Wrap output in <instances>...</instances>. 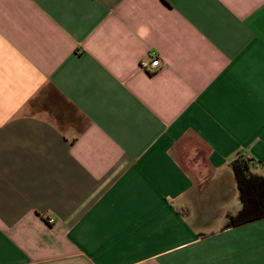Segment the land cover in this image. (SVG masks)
Segmentation results:
<instances>
[{"label":"crops","instance_id":"1","mask_svg":"<svg viewBox=\"0 0 264 264\" xmlns=\"http://www.w3.org/2000/svg\"><path fill=\"white\" fill-rule=\"evenodd\" d=\"M240 156L264 0H0V264H264Z\"/></svg>","mask_w":264,"mask_h":264},{"label":"trees","instance_id":"2","mask_svg":"<svg viewBox=\"0 0 264 264\" xmlns=\"http://www.w3.org/2000/svg\"><path fill=\"white\" fill-rule=\"evenodd\" d=\"M253 167L254 160L241 156L232 163L242 208L230 217L229 226L264 218V177L255 174Z\"/></svg>","mask_w":264,"mask_h":264},{"label":"built area","instance_id":"3","mask_svg":"<svg viewBox=\"0 0 264 264\" xmlns=\"http://www.w3.org/2000/svg\"><path fill=\"white\" fill-rule=\"evenodd\" d=\"M162 63L159 57L153 56L150 60H143L141 62L140 68L145 72H156L160 70ZM48 222L50 224L54 223V220L49 218Z\"/></svg>","mask_w":264,"mask_h":264},{"label":"rangeland","instance_id":"4","mask_svg":"<svg viewBox=\"0 0 264 264\" xmlns=\"http://www.w3.org/2000/svg\"><path fill=\"white\" fill-rule=\"evenodd\" d=\"M183 164H185V165H186V160H183Z\"/></svg>","mask_w":264,"mask_h":264}]
</instances>
